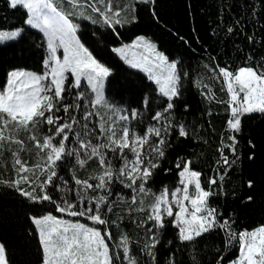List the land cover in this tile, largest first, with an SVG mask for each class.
Wrapping results in <instances>:
<instances>
[{
	"label": "trees",
	"instance_id": "obj_1",
	"mask_svg": "<svg viewBox=\"0 0 264 264\" xmlns=\"http://www.w3.org/2000/svg\"><path fill=\"white\" fill-rule=\"evenodd\" d=\"M57 3L67 4L66 0H57ZM134 15L135 19L115 27L74 18L81 42L110 69L106 103L130 115L129 124L133 131L141 135L147 127H159L166 140L163 146L165 156L154 157L159 167L145 186L149 193H133L132 189L114 177L110 185L112 195L109 197L113 211L103 214L109 223L99 227L111 231L113 239L109 244L113 251H120L116 245L121 234H126L130 238L131 253L138 264H218L221 256L224 259L220 264H231L239 256L240 244L235 238L229 243L227 231L223 228L215 227L194 241L181 242L178 229L172 225L173 218L165 217L164 229L153 228L151 221L143 226L138 224L146 220L150 211L148 205L153 201L152 194L160 193L165 187L170 192L174 190L180 184L179 171L184 162L190 160L191 169L201 173L202 187L212 192L208 205L216 209L218 223L229 220L231 231L235 233L264 225V113L245 115L240 131L230 130L227 126L230 118L227 105L229 94L217 67H227L233 72L240 67L264 71V0H135ZM27 18L26 9L19 6L12 8L10 0H0V29L22 27L21 36L16 41L0 44V88L5 86L8 72L15 69L36 73L45 71L43 61L48 56L46 38L42 32L27 25ZM140 34L155 40L170 60L177 61L181 77L180 95L174 98V108L165 114L172 121V127L167 131L164 130L166 119H152L156 111H162L166 106L167 98L158 92V86L148 79L145 72L131 67L113 51L115 46L131 41ZM73 83L72 76H69L65 102L80 104L79 110H69L79 123L69 133L67 147H79L76 132L94 144L105 143L104 139H97L100 135L98 125L103 121V115L100 106L92 107L95 94L86 81L81 83L80 88L72 87ZM209 90L215 94L214 98L207 94ZM79 92H83L84 97L77 101ZM145 98L149 103H144ZM132 110L138 112L135 119L131 117ZM86 112L94 113L87 121L83 118ZM56 115L68 119L62 111ZM180 124L185 126L187 137L178 135ZM46 129L47 126H44ZM42 135V132L37 133L38 138L42 139ZM233 135L235 152L227 147L233 143L229 139ZM19 138L25 141L29 149L21 154V158L30 163L36 161L37 149L33 143L27 140L24 133ZM157 140V137L151 136L149 145H154ZM149 145L145 146L146 154ZM12 148L16 150L19 146L13 145ZM117 155L109 152L114 171L122 164ZM224 156L229 160L228 165L223 163ZM81 157H84L83 152ZM10 161L11 155L5 151L0 159V180L16 178ZM178 162L180 169L176 167ZM5 163L7 167L2 166ZM101 171L96 158L81 168L76 164L74 155L65 156L59 162L57 178L47 187V193L55 203H35L16 189L0 184V242L6 247L9 264H41V245L30 217L48 213L62 215L56 211V204L65 199L76 203L77 210L83 207L92 197L102 193L100 190L85 193L81 186L75 185L74 178L89 179L90 183L95 184L98 181L90 177L98 176ZM212 178L217 180L216 184L209 183ZM41 179H46V176ZM21 187L28 188V185ZM78 192L87 197L83 203L76 195ZM37 194L42 193L38 191ZM134 194L137 195L135 204L131 199ZM141 199L144 212L136 210L141 206ZM71 218L93 225L86 218ZM112 221L116 223L112 224ZM149 228L160 238V243L154 249L155 262L141 251L152 235L148 232ZM117 264H126L122 251Z\"/></svg>",
	"mask_w": 264,
	"mask_h": 264
},
{
	"label": "snow or ice",
	"instance_id": "obj_2",
	"mask_svg": "<svg viewBox=\"0 0 264 264\" xmlns=\"http://www.w3.org/2000/svg\"><path fill=\"white\" fill-rule=\"evenodd\" d=\"M66 2L75 11L72 13L64 11L57 0H10V7L19 6L26 9L28 13L26 23L43 33L47 41L48 58L43 61L46 69L43 73L24 70L8 72L6 84L0 89V159L3 158L5 151L10 153L11 168L16 176L11 181L0 180V184L16 189L35 203L42 204L45 201L55 203L47 193V187L53 184L54 178L58 176L59 162L65 156L74 155L76 164L84 168L88 161L96 158L102 171L98 176L90 179L98 182L93 184L89 179L74 178V183L81 186L85 193L88 190H100L102 194L92 197L78 210L77 204L67 199L56 204V211L59 213L86 218L94 226L63 217L58 218L50 213L30 217L41 245V264H117L121 251L126 264H138L136 257L131 253L130 238L126 234H121L116 245L120 251H113L109 244L113 239L111 231L107 229L102 231L99 226L109 223L103 218V214L113 211L109 197L112 195L110 185L114 177L125 187L132 189L133 193L144 195L149 193L150 190L145 186L154 170L159 167L154 157L165 156L163 146L166 140L161 128L155 126L147 127L144 134L137 135L127 123L129 116L118 115L116 120L107 123V126L103 121L98 125L100 135L97 139H104L105 143L94 144L90 139L82 138L81 133L76 132L74 134L79 147L72 149L67 147L69 133L73 131V126L79 123L69 110L80 108L79 103L65 102L66 81L69 74L74 80L72 84L74 88H80L82 80L86 79L95 94V99L91 101L93 108L101 105L111 107L105 103L103 95L104 81L111 75L110 69L101 64L81 42L77 35L78 25L73 22L70 15L85 16L84 8L87 5L103 18L105 24H111L113 18H116L115 23H120L118 17L123 9L119 7L114 9L113 0H92V3H88V0H66ZM98 5H102L103 10ZM87 18L91 19V17ZM20 36L21 30L10 32L0 30V44L16 41ZM139 48H143L144 53L147 54L136 56L133 52L130 59L129 50ZM58 50H62V55H58ZM113 51L119 53L131 67L147 73L148 79L158 86V92L167 98L166 106L162 111H156L152 119L156 121L166 119L164 130L170 129L172 121L165 114L170 113L174 108V98L180 95L181 77L177 70V62H169L168 57L156 51V46L143 36L138 37L132 45L114 48ZM217 67L218 75L223 78L229 94L227 105L230 118L227 126L233 132H239L241 120L245 115L264 113V71L253 67H240L233 72L227 67ZM207 94L214 98L215 94L211 93V90ZM83 97L84 93L79 92L76 100H82ZM144 103H149L147 98ZM61 111L68 116L67 120L56 115ZM93 115L92 112H86L83 118L87 121ZM137 116L138 112L132 110L131 117L135 119ZM44 126H47L46 131ZM41 132L42 139L37 136V133ZM21 133H24L27 140L37 149L35 153L37 159L34 162L30 163L21 158L22 153L29 151L25 141L19 138ZM84 135L87 136L88 133L85 132ZM153 135L158 140L154 145H149ZM178 135L188 136L183 124L178 126ZM229 139L233 143L227 147L235 152V136ZM13 145H18L19 148L13 150ZM146 145H149L147 154ZM81 152L84 153L83 158ZM109 152L117 153V158L122 162L115 171ZM191 163L190 160L184 162L183 168L178 173L180 186L171 192L165 187L160 193L152 194L153 201L148 205L150 211L146 220L140 221L138 226L151 221L153 228L164 229L165 217L173 218L172 225L178 229V239L181 242L194 241L215 227L223 228L227 231L229 243L235 238L240 244L239 256L231 264H264V225L251 231L235 233L231 231L229 220L225 219L218 223L216 209L208 205V198L212 192L202 187L201 173L192 170ZM223 163L229 164L227 156L223 157ZM2 166L7 167V163ZM176 167L180 169L179 162ZM42 176H46V179L42 180ZM220 178L223 179V176ZM138 181L140 183L137 187ZM209 183L216 184L217 180L212 178ZM22 185H28V188L21 187ZM38 191L42 194L38 195ZM76 195L80 197L81 203L87 199L79 192ZM131 199L135 204L137 195L134 194ZM248 199L252 198L248 197ZM140 205L136 210L144 212L142 199ZM174 208L177 209L175 212ZM115 223L112 221V224ZM148 232L152 235L141 251L155 262L154 249L160 243V238L152 228H149ZM223 259V256L219 257L218 264ZM0 264H9L3 243H0Z\"/></svg>",
	"mask_w": 264,
	"mask_h": 264
},
{
	"label": "rangeland",
	"instance_id": "obj_3",
	"mask_svg": "<svg viewBox=\"0 0 264 264\" xmlns=\"http://www.w3.org/2000/svg\"><path fill=\"white\" fill-rule=\"evenodd\" d=\"M90 1V3H92V0H89ZM134 2H135V0H113V8L115 9L116 7H119V8H121V9H123L122 11H121V13H120V16L118 17V19L120 20V23H115V19L116 18H113V21H112V23L111 24H105L104 22H103V18L102 17H100V15L98 14V13H95V12H93L92 10H91V8L90 7H88V6H86L85 5V8H84V11H85V16H79V15H70V18L73 20V22L75 23V21H74V18H80V19H88V20H90V21H96L95 23H98V24H101V25H108V26H112V27H115L117 24H121V23H126V22H129L130 20H132L133 19V17H135V15H134ZM98 6H100L101 8H102V10H103V6L102 5H98ZM60 7L64 10V11H66V12H68V13H72L73 11H75V10H73L72 8H71V6L70 5H68V4H61L60 5ZM87 17H91V19H89V18H87ZM28 25V24H27ZM30 26V25H29ZM0 30H3V31H6V32H10V31H15V30H21V33H22V27H16V28H10V29H0ZM38 30V29H37ZM77 35H78V33H77ZM140 36H143V37H145L146 38V40L147 41H149V42H151L152 44H154L155 46H156V51H158V52H160V53H163L166 57H168L167 55H166V53L162 50V49H160L159 48V46H158V44H157V42L155 41V40H153L152 38H150L149 36H147V35H144V34H140V35H137L136 37H134L131 41H128V42H125V43H122V44H119V45H117V46H115L114 48H119V47H123L124 45H132L133 44V42L134 41H136V39L138 38V37H140ZM79 37V36H78ZM46 44H47V41H46ZM86 47V46H85ZM89 49V48H88ZM90 51V50H89ZM91 52V51H90ZM133 52H135L136 53V56H140L142 53H144V49L143 48H139V49H132V50H129V52H128V56H129V58L131 59L132 58V55H133ZM92 53V52H91ZM93 54V53H92ZM119 56H120V54L119 53H117ZM144 54H147V53H144ZM58 55H62V50H58ZM93 56H94V54H93ZM95 57V56H94ZM121 57V56H120ZM47 58H48V56H47ZM46 58V59H47ZM96 58V57H95ZM97 59V58H96ZM121 59L122 60H124L122 57H121ZM98 60V59H97ZM168 60H169V62H172V61H175V62H177L176 60H170L169 58H168ZM99 61V60H98ZM125 61V60H124ZM101 64H103L104 66H106V67H108L107 65H105L103 62H101V61H99ZM126 62V61H125ZM127 63V62H126ZM128 64V63H127ZM129 65V64H128ZM109 68V67H108ZM15 70H24V71H29V72H34V71H30V70H26V69H15ZM46 70V69H45ZM141 70V69H140ZM144 72V71H143ZM34 73H36V72H34ZM147 74V73H146ZM69 76H71L70 74L68 75V77ZM83 81H86V79H83L82 80V82ZM73 82H74V80H73ZM87 82V81H86ZM106 85H107V78L105 79V81H104V88H103V95H104V97H105V92H106ZM0 89H2V88H0ZM105 103H106V101H105ZM107 104V103H106ZM107 105H109V104H107ZM109 106H111V107H105V106H103V105H101L100 107H101V113H102V115H103V122H105L106 123V126H107V123H112L113 121H115L116 120V118H117V116L118 115H128L129 116V120H130V115L128 114V113H124L123 111H121V110H117V109H115V107L113 106V105H109ZM128 123V125H129V127H130V124H129V121L127 122ZM131 128V127H130ZM137 135H140L137 131H134ZM192 170H194V169H192ZM196 171V170H195ZM178 186H180V184L178 185ZM190 192H191V190H190ZM169 198H171L170 196H169ZM187 203V202H186ZM189 207H190V205H188ZM174 210V212L177 210V209H173ZM49 214V213H48ZM50 214H52V215H54V216H56V217H58V218H60V217H63L64 219H68V220H71V221H79V222H83V221H81V220H75V219H73V218H71V217H68V216H66L65 214H62V215H57V214H53V213H50ZM83 223H85V222H83ZM86 225H88V226H93V225H89V224H87V223H85ZM102 229V228H101ZM256 229V228H255ZM107 230H109V229H107ZM254 230V229H253ZM102 231H103V229H102ZM1 243V242H0Z\"/></svg>",
	"mask_w": 264,
	"mask_h": 264
}]
</instances>
